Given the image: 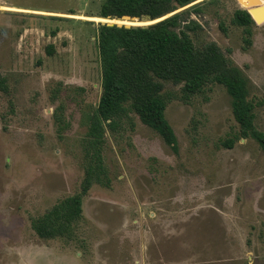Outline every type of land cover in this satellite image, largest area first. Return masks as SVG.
Masks as SVG:
<instances>
[{"label":"rangeland","instance_id":"rangeland-1","mask_svg":"<svg viewBox=\"0 0 264 264\" xmlns=\"http://www.w3.org/2000/svg\"><path fill=\"white\" fill-rule=\"evenodd\" d=\"M104 2L0 0V76L9 88L0 90V264H264V150L253 139L223 145L239 127L220 85L189 101L167 86L177 153L136 115L120 133L108 131L109 181L84 198L73 237L34 231L33 220L79 193L85 177L86 116L102 94L97 27L110 21L98 17ZM194 4L203 29L192 36L229 51L250 79L264 132V23L247 45L233 23L242 2ZM60 104L63 131L53 115Z\"/></svg>","mask_w":264,"mask_h":264},{"label":"trees","instance_id":"trees-1","mask_svg":"<svg viewBox=\"0 0 264 264\" xmlns=\"http://www.w3.org/2000/svg\"><path fill=\"white\" fill-rule=\"evenodd\" d=\"M196 1L105 0L101 6L98 17L104 19L130 17L156 21L174 15L146 26L98 24L102 94L97 107L86 116L88 129L82 142L85 177L79 193L59 201L33 220L32 227L40 238L73 237L83 216L84 198L93 185H105L109 181L103 153L107 132L120 133L127 121H132L131 115L138 116L167 146L178 152L176 133L166 117L167 107L175 97L167 90L168 85L181 88L176 95L183 101L203 93L210 85L223 86L231 97L233 116L239 127L235 138L223 145L231 149L235 141L253 139L264 150V132L256 125L258 103L251 97L250 79L234 64L229 51L225 53L214 41H196L192 36H198L203 29L191 18L201 11V4L192 5ZM256 1L258 6H264L263 0ZM241 2L246 7L250 3L249 0ZM183 8L186 9L177 12ZM233 23L243 28L244 41L250 45L256 22L248 10H236ZM46 51L52 56L54 46L49 45ZM7 84V79L0 76L1 91H9ZM58 90H62L61 86L53 93L54 101ZM64 110V104H60L53 114L60 131L67 127Z\"/></svg>","mask_w":264,"mask_h":264},{"label":"water","instance_id":"water-1","mask_svg":"<svg viewBox=\"0 0 264 264\" xmlns=\"http://www.w3.org/2000/svg\"><path fill=\"white\" fill-rule=\"evenodd\" d=\"M241 1L242 0H238V2L241 4ZM250 3L247 7H243L245 9L248 10V12L251 14V16L253 17L254 21L257 23V24H262L264 23V6H258L257 5V1L256 0H249ZM264 1V0H263ZM182 11V10H180ZM180 11H177V12H180ZM175 12V13H177ZM171 15H174L171 14ZM171 15L167 16V17H170ZM165 17V18H167ZM165 18H162V19H159V20H156V21H152V20H145V21H139L137 18H130V17H125L123 20H127L128 22H131V23H148V24H131V25H126V24H123L127 27H130V26H146V25H151V24H154V23H157ZM121 20V19H116V18H109V20ZM122 20V21H123ZM110 24V23H109ZM110 25H114V24H110ZM119 26H122L120 24H117Z\"/></svg>","mask_w":264,"mask_h":264},{"label":"bare ground","instance_id":"bare-ground-1","mask_svg":"<svg viewBox=\"0 0 264 264\" xmlns=\"http://www.w3.org/2000/svg\"><path fill=\"white\" fill-rule=\"evenodd\" d=\"M1 8H3V7H1ZM6 8H10V9H6ZM4 10H24V9H19V8H11V7H5V8H3ZM26 11V10H25ZM119 22V23H118ZM108 23H110V24H120V23H123V22H121V21H116V20H110ZM125 23V22H124ZM129 23V22H128ZM139 24V23H138ZM144 24V23H143ZM120 25H123V24H120Z\"/></svg>","mask_w":264,"mask_h":264}]
</instances>
